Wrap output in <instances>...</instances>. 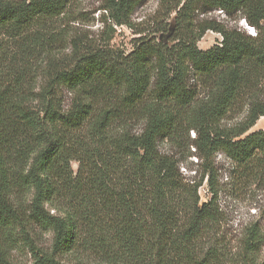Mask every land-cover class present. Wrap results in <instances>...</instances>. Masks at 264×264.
Here are the masks:
<instances>
[{
	"label": "trees",
	"instance_id": "obj_1",
	"mask_svg": "<svg viewBox=\"0 0 264 264\" xmlns=\"http://www.w3.org/2000/svg\"><path fill=\"white\" fill-rule=\"evenodd\" d=\"M70 2L0 0V264H17L20 246L33 264H70L63 259L83 252L105 264H258L259 226L232 258L213 239L222 220L218 194L200 203L202 184L186 183L159 142L194 131L197 150L222 152L264 179V132L245 136L264 118V0H180L160 31H167L164 49L142 39L128 56L75 45L60 59L54 25ZM143 2L107 0L102 10L129 27ZM199 8L240 13L257 36L214 20L194 29ZM209 31L221 44L199 50ZM191 75L207 99L197 101ZM244 99L240 130L233 139L220 134ZM138 121L143 129L134 134ZM37 228L52 234L50 250L36 245Z\"/></svg>",
	"mask_w": 264,
	"mask_h": 264
},
{
	"label": "rangeland",
	"instance_id": "obj_2",
	"mask_svg": "<svg viewBox=\"0 0 264 264\" xmlns=\"http://www.w3.org/2000/svg\"><path fill=\"white\" fill-rule=\"evenodd\" d=\"M106 1L71 0L65 15L54 25L53 33L57 36V41L55 40L53 48L56 50L60 48L57 52L60 59L68 58L75 45L85 46L86 49H109L119 55L128 56L134 51V46L138 44L136 42L142 39L164 49L167 43L162 46L160 44L162 37L167 35V31L164 33L160 31L169 28L176 16L173 12L174 8L180 0H144L132 15L129 27H118L108 20L102 10ZM203 20H214L228 29L247 33V23L240 13L228 15L217 10L205 11L199 8L191 17L194 29ZM58 40L64 42L58 44ZM221 41V35L209 31L198 43V48L208 51L219 46ZM42 66L38 65L37 73L43 70ZM189 86L197 90V101L207 99V90L193 75L190 76ZM66 97L68 104L70 96L66 95ZM262 98L264 95H261ZM248 101L244 99L221 121L218 125L220 134L232 139L235 137L234 135L246 119ZM142 129L143 123L140 121L131 127L134 134H140ZM258 131L264 132V118H261L245 136ZM198 137L194 131L190 133L184 131L178 140L159 142V151L178 162L180 174L186 183L202 184L199 190L200 203L209 202L213 192L218 194L217 206L222 220L215 229L213 239H220L226 252L232 258H236L241 254L243 239L253 225H258L264 235V216L261 215L264 210V179L261 182L252 179L222 152L207 156L205 151L197 150L194 143ZM200 156L204 159L202 160ZM73 168L76 170L77 164L73 163ZM209 169L213 171V178L205 175ZM32 237L42 250H50L51 233L37 228ZM201 244L207 246L206 248L211 245L208 240ZM12 257L17 264H33L34 262L33 255L26 246L18 247L12 253ZM63 260L70 264H105L97 256L86 252L74 254ZM256 260L258 264H264V243Z\"/></svg>",
	"mask_w": 264,
	"mask_h": 264
},
{
	"label": "built area",
	"instance_id": "obj_3",
	"mask_svg": "<svg viewBox=\"0 0 264 264\" xmlns=\"http://www.w3.org/2000/svg\"><path fill=\"white\" fill-rule=\"evenodd\" d=\"M221 13H222V11H220ZM247 34L249 35V36H251V37H256L257 36V32H256V30L254 29V28H252V27H250L248 24H247Z\"/></svg>",
	"mask_w": 264,
	"mask_h": 264
}]
</instances>
